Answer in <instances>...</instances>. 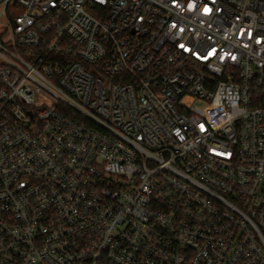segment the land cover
<instances>
[{
	"label": "built area",
	"instance_id": "2783aa9c",
	"mask_svg": "<svg viewBox=\"0 0 264 264\" xmlns=\"http://www.w3.org/2000/svg\"><path fill=\"white\" fill-rule=\"evenodd\" d=\"M0 264H264V0H0Z\"/></svg>",
	"mask_w": 264,
	"mask_h": 264
}]
</instances>
